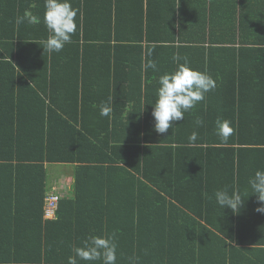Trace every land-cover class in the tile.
I'll return each mask as SVG.
<instances>
[{"label":"trees","instance_id":"16d2710c","mask_svg":"<svg viewBox=\"0 0 264 264\" xmlns=\"http://www.w3.org/2000/svg\"><path fill=\"white\" fill-rule=\"evenodd\" d=\"M70 2L77 31L48 53L45 0H0V264H67L89 235L115 236L117 264H264L247 183L264 170V0ZM185 58L216 87L157 133L159 77ZM47 164L74 166L55 220ZM225 188L238 214L216 203Z\"/></svg>","mask_w":264,"mask_h":264},{"label":"clouds","instance_id":"9594fccd","mask_svg":"<svg viewBox=\"0 0 264 264\" xmlns=\"http://www.w3.org/2000/svg\"><path fill=\"white\" fill-rule=\"evenodd\" d=\"M44 7L43 23L47 28L48 37L43 41V48L48 53H59L66 44L71 43L72 36L77 31L75 18L78 9L72 7L70 0H45ZM26 18L18 17L17 24L23 23ZM32 19L29 22H32ZM173 60H177V57L174 56ZM147 66L156 70V64L153 61H150ZM158 83L159 88L152 116L155 121V131L160 134L172 128V122L184 120L185 113L204 101L206 94L216 87V81L206 72L193 70L188 65L187 58L185 63L179 64L174 72L160 76ZM111 113L110 103L99 105L101 117L110 118ZM195 124L201 126L203 121L197 119ZM233 134L234 128L231 126V121L217 119L216 135L221 142L226 143ZM197 138L198 134L193 132L188 139L190 142H195ZM247 183L261 205L256 211L264 213V170L255 171L254 175L248 178ZM214 195L216 203L221 208L231 209L234 214H238L245 203L239 192L233 191L230 194L227 188L217 190ZM82 245V247H73L74 255L68 257L67 264H78V259L89 264L97 261L101 264H117L118 245L114 235H89L82 241ZM129 264H139V257H129Z\"/></svg>","mask_w":264,"mask_h":264},{"label":"crops","instance_id":"0c3cea01","mask_svg":"<svg viewBox=\"0 0 264 264\" xmlns=\"http://www.w3.org/2000/svg\"><path fill=\"white\" fill-rule=\"evenodd\" d=\"M60 165H64V164H60ZM67 165H70V164H67ZM71 165H73V164H71ZM18 176H23V175H18ZM151 176H153V175H151ZM180 177H183L184 176V174L183 173H181L180 175H179ZM49 178V188L50 189H48V193L49 194H54V193H56V194H59V195H61V193L60 192H58V191H60V189H62V188H64L63 190H65V189H68L69 188V190L72 188V183H73V177H71V175L70 176H64L62 173H60L59 175H52V176H50V177H48ZM10 183V182H9ZM1 185H6V182L5 181H3V180H1L0 179V187H2ZM58 185H60V186H58ZM70 185V186H69ZM10 186V185H9ZM169 185H168V183H166V188L168 187ZM3 189V190H2ZM9 189V188H8ZM5 190H4V188H0V193L1 192H4ZM67 191V190H66ZM66 191H64V193L66 192ZM160 191V190H159ZM70 193V192H69ZM23 220V219H22Z\"/></svg>","mask_w":264,"mask_h":264},{"label":"rangeland","instance_id":"374dc122","mask_svg":"<svg viewBox=\"0 0 264 264\" xmlns=\"http://www.w3.org/2000/svg\"><path fill=\"white\" fill-rule=\"evenodd\" d=\"M73 171H74V166L73 165H60V164H47L46 165V173H47L48 177L52 176L53 174L54 175H59L60 173H62L64 176H70L71 175V177H73ZM58 186H60V185H58ZM63 189L64 188H62V189H60V191H58V192L61 193V195H63L64 191H66V190H67L65 192L66 194H68V192L71 191V189L69 190V188L65 189V190H63ZM54 195H57L60 198L59 194L54 193ZM57 210H58V208H57ZM57 210L55 212V215L57 213ZM56 217L57 216H55V218L51 219V220H55Z\"/></svg>","mask_w":264,"mask_h":264},{"label":"built area","instance_id":"2783aa9c","mask_svg":"<svg viewBox=\"0 0 264 264\" xmlns=\"http://www.w3.org/2000/svg\"><path fill=\"white\" fill-rule=\"evenodd\" d=\"M59 204V196L50 195L45 199V207H44V218L47 220H51L55 218V212L58 208Z\"/></svg>","mask_w":264,"mask_h":264}]
</instances>
